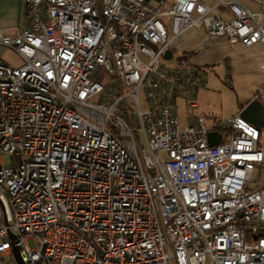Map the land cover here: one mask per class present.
I'll use <instances>...</instances> for the list:
<instances>
[{
  "label": "built area",
  "instance_id": "obj_1",
  "mask_svg": "<svg viewBox=\"0 0 264 264\" xmlns=\"http://www.w3.org/2000/svg\"><path fill=\"white\" fill-rule=\"evenodd\" d=\"M257 1L23 0L0 29L22 59H0V264H264L263 128L196 115L202 68L163 63L193 28L264 44Z\"/></svg>",
  "mask_w": 264,
  "mask_h": 264
},
{
  "label": "rangeland",
  "instance_id": "obj_2",
  "mask_svg": "<svg viewBox=\"0 0 264 264\" xmlns=\"http://www.w3.org/2000/svg\"><path fill=\"white\" fill-rule=\"evenodd\" d=\"M212 3V0H207ZM246 4L254 9L261 8V4L257 0H244ZM180 39L176 40L172 45L173 58L163 59V63L168 66H174L180 63L177 43ZM211 50V49H208ZM207 49L204 50L206 53ZM0 59L12 66H19L22 63L21 57L11 48L0 45ZM182 62L195 65L188 60H182ZM197 66V65H195ZM199 67V66H197ZM206 80V86L204 92L198 93L196 101L199 103V107L195 110L196 115H204L207 117L215 118H227L236 114H240L243 110L241 105L244 104L251 95L257 94L256 90L258 82L260 80L257 76H231L225 71V65L221 64L212 65L208 64L201 67ZM260 90V89H259ZM258 90V91H259ZM257 91V92H258ZM178 115L181 121V126L194 124L195 120L188 117V109L186 103L182 98L178 99ZM3 161L9 163L10 158L7 154H4ZM264 172L261 173L259 169H256L253 173L252 186H255L263 181ZM29 244L32 248L35 247L33 240H29ZM4 264H15L11 261V256L4 258Z\"/></svg>",
  "mask_w": 264,
  "mask_h": 264
},
{
  "label": "crops",
  "instance_id": "obj_3",
  "mask_svg": "<svg viewBox=\"0 0 264 264\" xmlns=\"http://www.w3.org/2000/svg\"><path fill=\"white\" fill-rule=\"evenodd\" d=\"M245 2L244 0H242ZM213 4L214 0H212ZM23 0H0V29L7 33L14 34L20 23L22 16ZM177 47L181 54L179 58H184L189 62L203 67L208 64L225 65V71L231 76H257L260 78L257 91L264 84V44L258 43L252 46H244L241 43H231L226 38L210 36L204 30L190 29L181 35ZM206 53L204 50H206ZM211 49V50H208ZM174 55V53H173ZM205 90H201L202 93ZM200 94V93H199ZM251 95L249 99L241 105L244 107L255 98Z\"/></svg>",
  "mask_w": 264,
  "mask_h": 264
},
{
  "label": "water",
  "instance_id": "obj_4",
  "mask_svg": "<svg viewBox=\"0 0 264 264\" xmlns=\"http://www.w3.org/2000/svg\"><path fill=\"white\" fill-rule=\"evenodd\" d=\"M173 57V50L168 49L165 58L170 59ZM240 115L247 119L249 122L255 124L258 128H264V103L258 99L251 100L241 111ZM221 139V133L211 132L209 134L210 145H217ZM19 264H25L19 256L18 248L14 249Z\"/></svg>",
  "mask_w": 264,
  "mask_h": 264
},
{
  "label": "trees",
  "instance_id": "obj_5",
  "mask_svg": "<svg viewBox=\"0 0 264 264\" xmlns=\"http://www.w3.org/2000/svg\"><path fill=\"white\" fill-rule=\"evenodd\" d=\"M180 60L182 61V60H185L184 58H180ZM264 130V128L262 129V131Z\"/></svg>",
  "mask_w": 264,
  "mask_h": 264
}]
</instances>
